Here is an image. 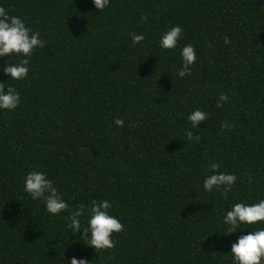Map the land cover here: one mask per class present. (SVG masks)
<instances>
[{
  "label": "trees",
  "instance_id": "16d2710c",
  "mask_svg": "<svg viewBox=\"0 0 264 264\" xmlns=\"http://www.w3.org/2000/svg\"><path fill=\"white\" fill-rule=\"evenodd\" d=\"M0 6L45 41L24 80L8 81L0 58V82L21 95L0 112V264H62L63 252L89 264H231L240 231L226 235L223 210L264 199V0H110L101 13L91 0ZM173 25L178 47L161 50ZM133 32L144 41L133 44ZM185 44L196 61L178 79ZM220 93L229 99L218 108ZM196 108L209 115L193 129ZM210 160L236 174L226 199L202 190ZM30 170L47 173L69 211L112 201L123 224L114 248L96 253L71 235L67 213L32 201L22 179Z\"/></svg>",
  "mask_w": 264,
  "mask_h": 264
},
{
  "label": "clouds",
  "instance_id": "9594fccd",
  "mask_svg": "<svg viewBox=\"0 0 264 264\" xmlns=\"http://www.w3.org/2000/svg\"><path fill=\"white\" fill-rule=\"evenodd\" d=\"M95 9L100 13L105 11L110 0H91ZM141 17V20H144ZM182 28L173 25L160 34L158 46L161 50H175L181 37ZM133 44H140L145 39L144 33H129ZM224 44L229 40L224 37ZM45 41L40 38L38 31L31 30L18 15L10 14L9 10L0 6V58H7L4 62L3 74L8 81H20L27 78L30 70V58L35 50L43 48ZM181 66L177 69L176 77L183 78L191 75L190 68L196 61V50L192 44H185L179 48ZM229 99L226 93H220L216 107H221ZM21 102L20 92L11 83L0 82V112H11ZM208 113L199 108L191 111L187 116L191 128H197L201 122L208 118ZM113 124L116 127H123L124 121L121 118H114ZM221 129H231L232 125L221 122ZM186 139L199 140L193 132L186 130ZM220 165L216 161H209L206 165V174L202 179V190L218 192L222 198H227L232 191L237 177L236 174L227 171H218ZM23 192L32 201H40L44 210L50 216H57L67 213L70 221L66 225L71 235L80 233L81 239L86 238L87 245L96 253L98 251L110 250L115 246L114 234L123 230V224L111 214L113 202L109 199H93L88 204H79L69 211L68 202L63 199L54 181L46 172L30 170L23 176ZM226 235L236 234L234 242L230 244L231 264H264V199L254 203L243 201L234 202L230 207L223 210L219 222ZM246 229H253L245 232ZM209 238V237H208ZM62 264H89L85 258L75 256L64 259V252L61 257Z\"/></svg>",
  "mask_w": 264,
  "mask_h": 264
}]
</instances>
